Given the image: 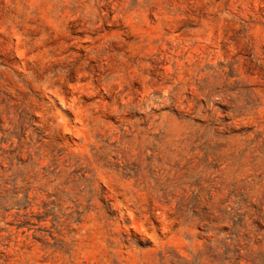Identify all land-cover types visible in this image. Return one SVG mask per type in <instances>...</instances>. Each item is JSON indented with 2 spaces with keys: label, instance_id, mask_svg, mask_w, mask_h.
I'll return each instance as SVG.
<instances>
[{
  "label": "rangeland",
  "instance_id": "obj_1",
  "mask_svg": "<svg viewBox=\"0 0 264 264\" xmlns=\"http://www.w3.org/2000/svg\"><path fill=\"white\" fill-rule=\"evenodd\" d=\"M0 264H264V0H0Z\"/></svg>",
  "mask_w": 264,
  "mask_h": 264
}]
</instances>
